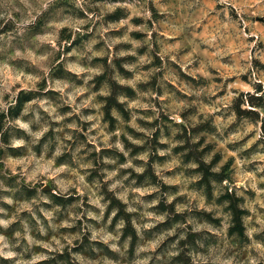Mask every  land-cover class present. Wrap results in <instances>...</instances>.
Segmentation results:
<instances>
[{
    "label": "rangeland",
    "instance_id": "1",
    "mask_svg": "<svg viewBox=\"0 0 264 264\" xmlns=\"http://www.w3.org/2000/svg\"><path fill=\"white\" fill-rule=\"evenodd\" d=\"M0 264H264V0H0Z\"/></svg>",
    "mask_w": 264,
    "mask_h": 264
}]
</instances>
